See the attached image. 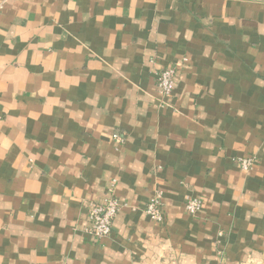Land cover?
I'll return each instance as SVG.
<instances>
[{"label":"crops","instance_id":"0c3cea01","mask_svg":"<svg viewBox=\"0 0 264 264\" xmlns=\"http://www.w3.org/2000/svg\"><path fill=\"white\" fill-rule=\"evenodd\" d=\"M0 6V264H264V0Z\"/></svg>","mask_w":264,"mask_h":264},{"label":"built area","instance_id":"2783aa9c","mask_svg":"<svg viewBox=\"0 0 264 264\" xmlns=\"http://www.w3.org/2000/svg\"><path fill=\"white\" fill-rule=\"evenodd\" d=\"M1 9V6H0ZM175 71L173 68H164L156 75V87L161 98L171 96L174 88ZM112 141L118 146L124 145V135L115 133ZM241 171L249 172L253 165V158H240L237 160ZM114 187L107 191L104 202L91 204L88 208V226L83 230L87 235L96 240L106 239L112 231V223L121 209V203L114 193ZM201 209V202L197 198H190L185 203V211L189 216H195ZM145 215L152 221L160 223L163 221L162 195L158 190L148 200L144 208Z\"/></svg>","mask_w":264,"mask_h":264}]
</instances>
